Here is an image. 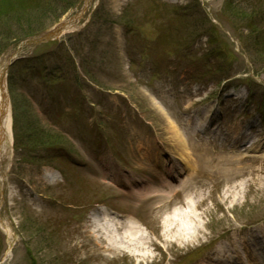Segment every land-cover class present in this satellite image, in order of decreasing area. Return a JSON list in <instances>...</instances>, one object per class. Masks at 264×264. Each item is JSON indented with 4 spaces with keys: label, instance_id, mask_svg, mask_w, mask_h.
Listing matches in <instances>:
<instances>
[{
    "label": "rangeland",
    "instance_id": "1",
    "mask_svg": "<svg viewBox=\"0 0 264 264\" xmlns=\"http://www.w3.org/2000/svg\"><path fill=\"white\" fill-rule=\"evenodd\" d=\"M23 1L0 5V23L8 19L5 26L0 24V66L10 57L51 54L50 62L57 55L67 59L70 52L76 62L73 70L83 75L73 91L77 96L73 100L79 103L72 104L80 106L83 94L88 100L85 133L103 146L107 143L96 135H113L111 130L116 129L120 135L111 137L117 140L114 148L143 178L144 189L132 196V202L118 200L96 166L107 170L108 179L113 171L128 181L127 173L116 168L110 156L97 157L96 151L77 144L71 146L79 154L78 168L68 170L78 175V186L64 183L62 170L68 168L64 163L29 160L28 139L55 136L52 126L57 124L44 122L47 113L41 97L44 93L61 97L69 89L62 78L70 72L58 75L48 88L34 80L30 89L36 87L38 111L19 92L14 96L25 162L21 156L14 161L12 151L9 161L0 160V264H32L27 248L36 253L37 264H199L213 251L239 249L245 240L251 243L248 229L264 233V0H177L168 5L157 1L152 5L151 0H81L60 20L69 21L71 29L55 39L45 35L58 28L54 22L64 10H58L61 2L50 8L57 10L33 18L32 0ZM77 1L64 0V7ZM21 4L30 5L27 14L21 9L6 12ZM24 15L31 23L44 24L46 31L33 30L43 33L3 55L7 35L28 33L21 26L27 24ZM249 21H254L250 28ZM166 31L173 37L163 38L168 42L159 47L157 40ZM180 47L187 48L193 66L176 61ZM66 97L59 99L67 101ZM210 121L215 125L213 140L198 130ZM62 124L77 134L67 118ZM27 130L33 133L28 135ZM89 139L87 146L93 143ZM94 173L99 180L89 176ZM110 196L126 215L116 218L120 224L108 221L104 234L94 224L95 217L100 218L95 216L100 211L95 203ZM88 204L94 205L81 209ZM106 234L143 236L147 249L141 252L147 250V255L124 247L106 252L97 240L106 239Z\"/></svg>",
    "mask_w": 264,
    "mask_h": 264
},
{
    "label": "bare ground",
    "instance_id": "2",
    "mask_svg": "<svg viewBox=\"0 0 264 264\" xmlns=\"http://www.w3.org/2000/svg\"><path fill=\"white\" fill-rule=\"evenodd\" d=\"M8 107H9V104L7 102L4 79H3V77H0V153L6 149L7 138H8V136H10V116H9ZM206 130L207 131L209 130L208 126H207ZM107 217L108 216H105V218L95 217V223H96L98 232L102 231V233H104L102 228H107V225H106L107 224ZM129 226L131 228L135 227L133 225V222H131V225H129ZM122 238H119L116 236H110L108 234L106 239L103 237H99V238H97V240L99 241V243H100L99 245L101 246V248L103 250H105L106 252H113V253L115 251L119 252V249L121 247H124L126 249L131 250L134 254L136 252H139L140 255H142V256L147 255L146 254L147 250L144 252H141V251H143V249H147V246L143 242H141V239H140V238H143V236L137 238V237L132 236V235H123ZM254 248H255V251H259V252L253 254L252 259H257L260 257L261 262H262L260 264H264V246L259 245V246H255ZM225 253H228V251H220V254H219L220 258L216 259V261L212 260V262L210 264H221L222 260L223 261L227 260V262L225 264H235V263H233V261L231 259L227 258V257H230L232 253H230V255H227V256L225 255ZM221 257H223V259H221ZM238 263L241 264V262H239V261H238Z\"/></svg>",
    "mask_w": 264,
    "mask_h": 264
},
{
    "label": "trees",
    "instance_id": "3",
    "mask_svg": "<svg viewBox=\"0 0 264 264\" xmlns=\"http://www.w3.org/2000/svg\"><path fill=\"white\" fill-rule=\"evenodd\" d=\"M2 1H3V3H2ZM13 1H18L17 3H24V1L23 0H13ZM0 5H3V6H9L8 5V3L10 2V0H0ZM57 2H61V5H60V7H59V9L58 10H62V9H64L63 11H62V13H61V15L63 14V13H65L71 6H69V5H67L66 7H64V0H55L54 2H52L51 0H38V2H35L34 3V0H32L31 1V6L32 5H34V10H36V12H35V14L34 15H32V17L33 18H36L37 16H39V15H41L42 13H44V12H48V11H55V10H57V8L58 7H55V8H52V9H50L51 7H53L54 5L53 4H55V3H57ZM12 3V2H11ZM24 4H21V7H13V6H11V8L10 7H8L7 9H6V12H8V11H10V10H14V11H17V13L20 11V9L21 10H23L22 11V14H27V9L29 10V9H31L30 8V5H25V6H23ZM53 5V6H52ZM13 7V8H12ZM50 9V10H49ZM5 9H3V10H1V12H3ZM51 14H55V13H57V12H50ZM3 14H5V13H3ZM10 15V14H9ZM61 15H57L55 18H57V19H59L60 17H61ZM17 18V17H16ZM9 20H12V19H9ZM24 20H25V22L27 23V24H22L21 26L22 27H25V28H27V32L28 33H33L34 31L33 30H37V29H41V28H43V25L44 24H39L37 21H32L33 23H31V22H29L28 21V19L25 17V15H24ZM7 22H8V19H5L4 21H1V26H5L6 24H7ZM24 22V23H25ZM21 27V28H22ZM20 28V29H21ZM35 28V29H34ZM22 30H23V28H22ZM10 39H12V37H10V36H6V40L8 41V40H10ZM20 106V108L22 109V106L21 105H19ZM28 124H32L31 122H28ZM28 131V135H30V133H33L32 131H30V130H27ZM55 135V134H54ZM43 136V135H42ZM42 136H40V137H42ZM30 139H31V137H30ZM32 140V139H31ZM31 140H30V142H29V139H28V144H29V146H32V147H35V146H40V145H49L50 143H52V142H58V141H60V138L59 137H57L56 135L55 136H53L52 138L50 137V136H46V138H40L39 140L36 138V137H34L33 138V141L31 142ZM38 140V141H37Z\"/></svg>",
    "mask_w": 264,
    "mask_h": 264
}]
</instances>
